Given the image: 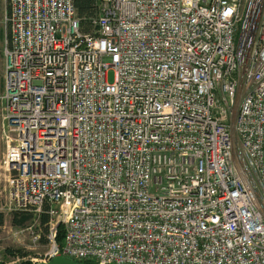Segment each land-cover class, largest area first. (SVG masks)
<instances>
[{
    "label": "built area",
    "instance_id": "2783aa9c",
    "mask_svg": "<svg viewBox=\"0 0 264 264\" xmlns=\"http://www.w3.org/2000/svg\"><path fill=\"white\" fill-rule=\"evenodd\" d=\"M7 1L5 264H264V0Z\"/></svg>",
    "mask_w": 264,
    "mask_h": 264
},
{
    "label": "rangeland",
    "instance_id": "374dc122",
    "mask_svg": "<svg viewBox=\"0 0 264 264\" xmlns=\"http://www.w3.org/2000/svg\"><path fill=\"white\" fill-rule=\"evenodd\" d=\"M8 12V1L7 0H0V50L3 46L4 37L6 34H8V23L5 22L4 14L5 12ZM0 80H1V89H2V75H1V59H0ZM107 81L112 82L113 81V72L109 71L107 74ZM0 89V92H1ZM3 152V147H2ZM2 154V153H1ZM1 157V156H0ZM12 227H14L11 224V216H5L3 219V223L0 226V264H5L9 261L8 258L12 256V254L6 253V250L10 251H16L21 252V250L28 246V243L26 240H21L19 243L13 242L12 240ZM36 251H42L43 246H37L35 248Z\"/></svg>",
    "mask_w": 264,
    "mask_h": 264
},
{
    "label": "trees",
    "instance_id": "16d2710c",
    "mask_svg": "<svg viewBox=\"0 0 264 264\" xmlns=\"http://www.w3.org/2000/svg\"><path fill=\"white\" fill-rule=\"evenodd\" d=\"M74 7L76 9L77 15L79 17H88L93 15L95 9V0H74ZM0 59H1V50H0ZM0 89H1V80H0ZM2 153V143L0 140V156ZM4 216L0 214V226L3 223ZM29 219L27 215H13L11 216V224L14 227H19L24 225ZM45 221V217L42 218V222ZM61 240V237L58 238V241ZM42 243L44 240L42 239ZM19 251V250H16ZM6 253L12 254V251L6 250ZM84 264H93V263H84Z\"/></svg>",
    "mask_w": 264,
    "mask_h": 264
},
{
    "label": "water",
    "instance_id": "95a60500",
    "mask_svg": "<svg viewBox=\"0 0 264 264\" xmlns=\"http://www.w3.org/2000/svg\"><path fill=\"white\" fill-rule=\"evenodd\" d=\"M38 264H80V263L72 262L63 256H58V257L53 258L48 263H38Z\"/></svg>",
    "mask_w": 264,
    "mask_h": 264
}]
</instances>
